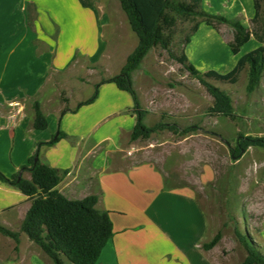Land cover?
<instances>
[{
    "label": "crops",
    "instance_id": "0c3cea01",
    "mask_svg": "<svg viewBox=\"0 0 264 264\" xmlns=\"http://www.w3.org/2000/svg\"><path fill=\"white\" fill-rule=\"evenodd\" d=\"M102 1L0 0V141L6 136L10 144L13 139L16 148L10 155L7 146L0 150V171L12 177L28 164L39 143L62 133L54 146L40 148L39 158L61 172L59 192L74 200L97 195V208L111 213L114 236L96 264H217L203 247L209 225L198 198L187 188L166 186L162 173L150 163L125 167V160H118L122 140L136 125L129 93L108 83L101 85L90 105L73 112L88 98L67 107L70 111L64 115L61 105L46 113L44 106L58 90L53 87L45 94L52 75L68 74L83 60L91 67L104 62L111 17L100 10ZM202 6L210 14L241 19L245 26L255 15L248 0H202ZM206 27L208 40H221ZM253 42L251 51L259 47L254 38L249 44ZM246 54L241 50L234 68ZM35 99L47 117L46 130L32 127L35 113L26 110L24 102ZM64 100L70 104L71 98ZM118 114L125 121L130 117L128 136L122 128L113 135L100 133L103 123ZM26 177L30 179V173ZM30 207L28 197L0 181L1 225L20 230ZM0 264L54 263L22 233L19 244L0 234Z\"/></svg>",
    "mask_w": 264,
    "mask_h": 264
},
{
    "label": "rangeland",
    "instance_id": "374dc122",
    "mask_svg": "<svg viewBox=\"0 0 264 264\" xmlns=\"http://www.w3.org/2000/svg\"><path fill=\"white\" fill-rule=\"evenodd\" d=\"M248 2L255 13L253 1ZM100 10L108 11L111 17L104 62L91 67L83 60L68 74L52 75L45 94L53 87L58 90L53 97L50 96L48 106H44L46 113L59 105L63 109L70 108L90 98L95 85L87 86L84 82L96 84L120 74L127 57L137 47L138 37L119 1L103 0ZM246 24V28H254L251 20ZM202 26V30L199 28L185 46L186 54L190 52L192 57V61L188 57L190 63L203 74L209 71L231 72L234 60L238 58L229 46L233 30L222 25L218 32L211 27L221 39L211 42L205 37L207 25L202 23ZM191 27V23L179 22L172 47L175 54H181L183 40L190 34ZM253 44L245 45L241 49L243 54L249 53ZM132 80L141 108L147 111L144 118L147 126L154 127L163 122L176 124L180 131L189 127L193 130L183 135L161 129L147 139L132 142L131 135L128 136L130 117L125 121L124 115H114L103 123L100 133L113 135L121 128L125 129L128 137L122 140L118 160H125V167L150 163L162 173L168 187L187 188L198 198L209 225L204 245L220 235L215 247L205 249L217 264H242L246 260L247 251L239 235L249 236L264 251V148L251 147L240 158L233 157L231 152L236 148L239 136L264 138V85L249 94L246 90L247 70L241 73L235 85L211 81L232 96L237 115L232 120L209 112L214 99L206 87L160 47L149 52L138 70L132 73ZM64 98H71L70 104L64 102ZM24 103L26 110L32 109V102ZM13 142L12 139L9 144L4 136L0 150L7 146L9 155L11 149L15 152Z\"/></svg>",
    "mask_w": 264,
    "mask_h": 264
},
{
    "label": "trees",
    "instance_id": "16d2710c",
    "mask_svg": "<svg viewBox=\"0 0 264 264\" xmlns=\"http://www.w3.org/2000/svg\"><path fill=\"white\" fill-rule=\"evenodd\" d=\"M118 1L132 31L138 37V45L127 57L121 73L96 83L95 92L91 98L79 103L73 112L82 106L94 103L99 96L101 85L109 83L116 85L120 91L129 93L133 98V112L137 121L131 133L132 142L147 139L152 133L161 129H170L183 135L188 134L193 127L180 131L176 124L168 125L159 122L156 126L149 127L144 123L147 111L141 108L138 94L133 86L132 73L138 70L152 49L160 47L168 51L172 58L206 87L214 99V105L209 109L211 114L235 120L237 115L232 96L214 86L211 81L235 85L241 73L247 70V92L252 94L260 87L264 75V0H252L255 9V15L251 20L253 29L246 28L239 19H228L206 12L202 6V0ZM179 22L192 24L190 34L183 40L180 55L172 50ZM202 23L218 32L221 31L222 25L230 27L233 30V39L229 42V46L236 56L252 38L256 39L259 47L241 56L235 68L227 74L216 71L203 74L190 63L185 52V46L191 42L192 35L199 30ZM64 101L68 103L67 100ZM32 109L35 113L33 129L46 130L48 120L37 99L32 100ZM68 111L70 110L65 108L61 114L64 115ZM60 135L47 143H39L38 150L29 159L28 164L12 177H7L0 171V181L17 188L31 202L20 230L13 231L0 224V234L19 244L21 234L25 233L54 264H96L103 249L114 236L111 213L97 208L99 202L97 195L74 200L57 190L62 180L61 172L43 163L39 158V151L44 145L54 146L63 134ZM251 147L264 148V138L239 136L237 146L231 149V152L233 157L240 158V155ZM36 158H38L37 161ZM26 173H30V179L26 177ZM239 236L247 251L246 260L242 264H264L263 247L249 236ZM219 241L220 235H217L211 242L204 245V249H212Z\"/></svg>",
    "mask_w": 264,
    "mask_h": 264
},
{
    "label": "water",
    "instance_id": "95a60500",
    "mask_svg": "<svg viewBox=\"0 0 264 264\" xmlns=\"http://www.w3.org/2000/svg\"><path fill=\"white\" fill-rule=\"evenodd\" d=\"M243 154V153H242ZM241 156V155H240ZM38 160V158H36V161Z\"/></svg>",
    "mask_w": 264,
    "mask_h": 264
}]
</instances>
